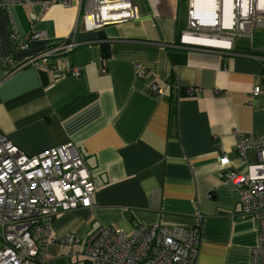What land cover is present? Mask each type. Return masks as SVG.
<instances>
[{
  "label": "crops",
  "instance_id": "obj_1",
  "mask_svg": "<svg viewBox=\"0 0 264 264\" xmlns=\"http://www.w3.org/2000/svg\"><path fill=\"white\" fill-rule=\"evenodd\" d=\"M133 4L137 20L85 30L79 0L8 10L0 1V63L12 61L0 67V133L29 156L73 144L95 187L91 209L64 211L52 222V235L75 233L78 242L49 245L47 258L71 264L100 227L129 234L157 224L198 228V264H246L258 225L242 216L238 192L222 175L243 169L235 152L238 133L264 134V97L254 106L250 98L261 83V65L235 55L237 49L175 48L186 29L187 0ZM12 31L22 40L42 36L22 49ZM67 40L79 45L50 61L76 66L79 75L53 80L27 64ZM261 46L257 40L255 47ZM171 54L184 62L173 64ZM140 67L144 78L136 76ZM178 86L201 92L179 95Z\"/></svg>",
  "mask_w": 264,
  "mask_h": 264
},
{
  "label": "built area",
  "instance_id": "obj_2",
  "mask_svg": "<svg viewBox=\"0 0 264 264\" xmlns=\"http://www.w3.org/2000/svg\"><path fill=\"white\" fill-rule=\"evenodd\" d=\"M5 10L10 7L42 2L45 5H71V0H0ZM78 17L85 30L138 19L133 0H79ZM186 29L175 48H199L232 52L256 59L262 68L261 83L251 90L253 100L264 97V0H187ZM33 20V19H32ZM12 39L27 48L34 33L24 40L12 31ZM260 33V36L257 34ZM215 40L218 46L188 41ZM235 39L239 42L235 43ZM262 40L260 49L255 47ZM75 42L60 41L27 64L35 65L51 79L79 75L80 68L64 67L51 58L76 48ZM258 50V51H257ZM257 54H254L256 53ZM6 58L2 64H11ZM144 68L136 72L144 78ZM106 69L102 68L101 73ZM159 96L161 91L152 84ZM179 95L198 96L201 87H177ZM235 152L243 163L242 170H228L225 183L238 192L242 216L257 223V244L246 264H264V134H237ZM255 160L249 162L247 154ZM95 187L91 174L76 147L63 144L37 155H26L0 133V264H54L47 258L49 245L73 247L76 234L61 238L52 235V222L61 212L78 208L91 209ZM198 228H168L154 225L136 226L130 234L113 226L98 228L90 234L80 257L71 264H198L200 247Z\"/></svg>",
  "mask_w": 264,
  "mask_h": 264
},
{
  "label": "trees",
  "instance_id": "obj_3",
  "mask_svg": "<svg viewBox=\"0 0 264 264\" xmlns=\"http://www.w3.org/2000/svg\"><path fill=\"white\" fill-rule=\"evenodd\" d=\"M101 49H102V56L104 58H107L110 55L109 48L105 44H102ZM177 58H178L177 54H171L170 55V59H171V62L173 64L183 63L184 62V58H182V60H177Z\"/></svg>",
  "mask_w": 264,
  "mask_h": 264
},
{
  "label": "bare ground",
  "instance_id": "obj_4",
  "mask_svg": "<svg viewBox=\"0 0 264 264\" xmlns=\"http://www.w3.org/2000/svg\"><path fill=\"white\" fill-rule=\"evenodd\" d=\"M210 1V0H208ZM188 41H192V42H198L201 44H205V45H212V46H218L220 45L219 42L215 41V40H207V39H192V38H188Z\"/></svg>",
  "mask_w": 264,
  "mask_h": 264
},
{
  "label": "rangeland",
  "instance_id": "obj_5",
  "mask_svg": "<svg viewBox=\"0 0 264 264\" xmlns=\"http://www.w3.org/2000/svg\"><path fill=\"white\" fill-rule=\"evenodd\" d=\"M184 2H186V0H183ZM257 36H260V33L259 34H257ZM237 42H239V40H237V39H235V43H237ZM126 233V232H125ZM126 234H128V233H126ZM130 234V233H129Z\"/></svg>",
  "mask_w": 264,
  "mask_h": 264
}]
</instances>
